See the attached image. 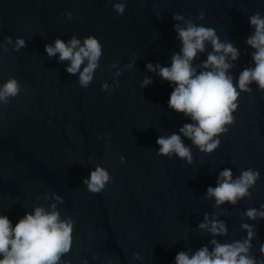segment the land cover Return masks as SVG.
I'll use <instances>...</instances> for the list:
<instances>
[{"label":"water","instance_id":"obj_1","mask_svg":"<svg viewBox=\"0 0 264 264\" xmlns=\"http://www.w3.org/2000/svg\"><path fill=\"white\" fill-rule=\"evenodd\" d=\"M114 2L0 0V84L15 77L24 89L0 105V214L15 225L35 206L47 208L52 201L46 195L63 197L57 207L75 222L74 243L63 258L71 264H175L178 252L195 251L214 238L198 229L205 213L225 221L227 235L215 237L221 243L246 237L241 224H254L251 251L259 258L264 220L242 214L264 204V92L252 84L250 93H241L235 122L213 153H202L185 139L193 156L189 165L175 155H157V138L179 134L191 121L168 107L173 87L150 74L146 64L171 66L181 48L173 20L180 14L233 42L241 56L230 74L238 80L245 67H254V50L246 44L254 31L249 17L264 16V0H127L122 16ZM201 11L204 19L197 20ZM73 35L81 40L94 35L103 45L88 88L79 85L78 74L66 72L68 61L45 51L46 44ZM8 36L24 38L27 46L13 50L5 45ZM114 61L121 69L115 79ZM148 76L154 83L143 88ZM105 81L119 86L104 90ZM96 165L112 179L102 192L91 193L83 179ZM224 168L234 179L248 168L259 171L251 199L220 208L205 199ZM134 253L142 259H133Z\"/></svg>","mask_w":264,"mask_h":264},{"label":"clouds","instance_id":"obj_2","mask_svg":"<svg viewBox=\"0 0 264 264\" xmlns=\"http://www.w3.org/2000/svg\"><path fill=\"white\" fill-rule=\"evenodd\" d=\"M126 2L115 0L113 3V9L118 15L125 13ZM65 15L68 19L72 18L71 12ZM196 19H204L203 11ZM173 20L174 31L181 44L180 51L171 56L170 67L148 63L146 68L150 74L158 75L173 87L168 107L191 121L178 129L179 134L158 137L157 155L169 158L175 155L191 165L192 151L184 140L191 141L202 153H213L221 144L219 137L227 134L235 122L234 113L239 108L241 93H250L252 84L264 92V16L257 12L249 17L250 27L254 31L247 37L246 44L254 50L251 54L254 67H245L238 80L230 71L236 66L235 62L239 60L241 52L232 41H222L214 28L197 25L192 18L174 14ZM5 45H11L15 51L27 46L24 38L17 37L13 41L11 36L5 37ZM208 45L212 49L210 52ZM4 50L7 51L6 46ZM45 51L49 58L58 54L59 62L68 61L66 72L78 74L79 85L88 88L100 66L103 45L94 35H88L83 40L73 35L66 42L57 38L54 44H46ZM205 52L206 59L200 64H194ZM118 63L114 61L110 65L116 69L114 79L121 75ZM132 66L129 64L124 67ZM153 83L150 76L145 77L142 87L148 88ZM116 86H119L118 81L114 84L105 81L101 85L102 89L109 91ZM23 90L15 77H9L0 84V105L10 104ZM120 161L124 163L125 157L121 156ZM111 179L106 168L96 165L90 171V176L83 179V184L89 192L100 193ZM259 179V171L252 168L243 170L235 179L232 170L224 168L219 172L216 186L207 188L205 199H214L216 208L226 203L235 206L241 199L252 198L250 189L255 187ZM45 199L52 201L47 208L35 206L15 225L8 216L0 214V264H71V261L63 258L74 243V219L67 214L62 217L57 205L63 203V197L52 193L51 197L46 195ZM243 216L250 221L264 220V204L260 205L259 210L249 208ZM240 227L247 233L246 237L221 243L215 237L227 235L225 221L218 219V214L210 216L205 213L198 229L214 238L209 240L208 245L195 251L188 249L178 252L175 264H264V244L259 248V258L251 251L252 241L257 237L255 225L242 223ZM133 259L140 260L142 257L134 253ZM84 264H87L86 260Z\"/></svg>","mask_w":264,"mask_h":264}]
</instances>
